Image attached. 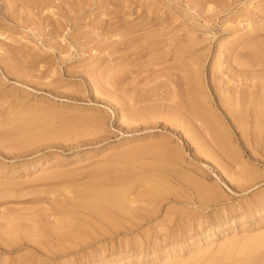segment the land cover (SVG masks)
Segmentation results:
<instances>
[{"label": "rangeland", "instance_id": "1", "mask_svg": "<svg viewBox=\"0 0 264 264\" xmlns=\"http://www.w3.org/2000/svg\"><path fill=\"white\" fill-rule=\"evenodd\" d=\"M0 33V264H264V130L213 84L264 89V0H0ZM120 184L126 215L85 207Z\"/></svg>", "mask_w": 264, "mask_h": 264}, {"label": "bare ground", "instance_id": "2", "mask_svg": "<svg viewBox=\"0 0 264 264\" xmlns=\"http://www.w3.org/2000/svg\"><path fill=\"white\" fill-rule=\"evenodd\" d=\"M23 2V0H4V2L8 5V6H10V5H12V4H15V3H19V2ZM2 33V32H1ZM1 33H0V35H1ZM3 34V33H2ZM5 34V33H4ZM254 46H256V45H254ZM262 46H264V45H262ZM261 47V46H260ZM260 47L258 46V49H260ZM250 48V47H249ZM252 48V47H251ZM257 48V47H256ZM263 49V50H262ZM262 49H260V50H257V49H255L256 51H252V49H251V51H252V53L250 54V53H244L243 55H245V59H246V57H247V62L246 63H248V57H250V55H251V59H250V61H252V64H250V63H248L247 65L248 66H250L251 68H252V66H254L253 65V63L255 62V63H257V65H263L264 66V48L262 47ZM248 51H250V49L248 50ZM247 55V56H246ZM249 55V56H248ZM249 61V62H250ZM198 64V63H197ZM243 64V63H242ZM199 65V64H198ZM246 65V64H245ZM245 65H244V67L243 68H245ZM219 66H220V64H219ZM223 66V65H222ZM240 66H241V64H240ZM247 66V67H248ZM256 66V65H255ZM199 67V66H198ZM202 67V66H201ZM200 68V67H199ZM196 70H194V72L195 73H197L198 75H200V70L199 69H197V66H196V68H195ZM197 70H199V71H197ZM197 71V72H196ZM193 72V75H196L195 73ZM202 74V73H201ZM223 75V74H222ZM201 76V75H200ZM224 76V75H223ZM223 76H222V78H223ZM196 78H197V75L195 76ZM194 76H193V79H194V81L196 82V80L198 79V81H199V78H195ZM239 77H241V75H239ZM239 79V78H238ZM191 80V79H190ZM213 80H215L214 78L212 79V81ZM218 80V79H217ZM219 80H220V83H219ZM218 81H214L213 82V84H214V86H217L216 87V91H215V93H216V95H217V97H218V102H219V104L221 105V107L225 110V112H226V114L229 116V118L232 120V122H233V124L236 126V128L238 129V130H240L241 131V134H242V136H244V137H246V136H248L249 134H250V130L252 129L253 130V132H255L256 134H258V132L259 131H262V130H264V89H261L260 88V90H259V88L257 87V89L258 90H256L255 88H256V84L255 85H253L254 83H252L251 85H253L252 87H250L249 89L247 88H244L243 87V84L244 83H242V84H237V86H236V88H235V86L234 87H232V85H233V83H232V80H234V79H232V80H230V81H228L227 82V85H226V81L228 80V78H223V82L225 83V85H226V87H224L225 85L223 84V83H221L222 82V80L221 79H219ZM226 80V81H225ZM235 80H236V78H235ZM198 81H197V83H198ZM200 81H201V79H200ZM232 83V85H231V87H232V89L231 88H228L227 86H229L230 87V85H229V83ZM243 82V81H242ZM217 83V84H216ZM200 84V83H199ZM199 84H198V86H199ZM204 85V84H203ZM221 85H222V87H221ZM224 85V86H223ZM235 85H236V83H235ZM259 84H257V86H258ZM219 86V87H218ZM250 86V85H249ZM200 87H203V86H201V84H200ZM197 88V87H196ZM199 88V87H198ZM198 90H202L201 88H199ZM197 90V92H196V94H198V92H199V96H200V93H202L201 95H202V97H200V100L202 101V99H203V107L204 108H202L201 110H198L199 112L198 113H200L199 114V116H200V119H203V121L205 122V126L206 127H204V128H202L203 126L201 125L202 123H200V125L202 126H200L203 130H207L208 129V131H209V133H210V136H209V138L206 136V135H208V134H206L205 136L208 138V139H210V137H211V139L209 140V141H211V145L213 146V144L215 145V143L216 144H219L220 145V143L222 144V142H224L225 141V145H227L228 144V146H225V148H223L224 150H226V147H228L229 149H232V150H230V151H233V150H236L235 148H233V146L231 147V145L229 144V142L231 143L232 142V135H231V133L229 132V129H228V127L226 126V124L223 122L224 120H222L221 118H220V116L217 114V112H216V110L213 108V106L211 105V104H209V102H208V98L209 97H204V95L205 96H207L206 94H203L204 93V89L202 90V92H200V91H198ZM214 90V89H213ZM194 91H196V90H194ZM202 98V99H201ZM206 98H207V100H206ZM199 100V101H200ZM202 103V102H201ZM201 106V105H200ZM215 106H217V105H215ZM222 109V110H223ZM223 110V111H224ZM219 113V112H218ZM225 114V113H224ZM197 117V116H196ZM225 119V118H224ZM198 120V119H197ZM204 124V123H203ZM201 128H200V130H201ZM207 128V129H206ZM236 129V130H237ZM203 130H201V132L203 131ZM237 130V131H238ZM208 131H206V133H208ZM240 133V132H239ZM260 133V132H259ZM205 134V133H204ZM188 135H190V134H188ZM187 135V137H189ZM241 136V135H240ZM244 137H242V138H244ZM256 138V137H255ZM206 139V138H205ZM194 140V139H193ZM207 140V139H206ZM205 140V141H206ZM241 140V139H240ZM243 140V139H242ZM244 140H246V139H244ZM208 141V140H207ZM247 141V140H246ZM246 141H244V143H248V142H246ZM256 141V140H255ZM196 142V141H195ZM212 142H214V143H212ZM228 142V143H227ZM200 143V142H199ZM205 143H207V142H205ZM204 144V143H203ZM205 145H207V144H205ZM223 145V144H222ZM229 145H230V147H229ZM198 146H199V144H198ZM211 146V147H212ZM216 146V145H215ZM224 146V145H223ZM204 147L205 146H203V147H201V150L202 149H204ZM207 147H208V145H207ZM207 147H205V148H207ZM218 147V146H217ZM219 148V147H218ZM221 148V147H220ZM250 148V147H249ZM200 149V148H199ZM208 150L210 149V147H208L207 148ZM213 149H214V147H213ZM197 150V149H196ZM203 152H204V150H202ZM202 151H200V152H202ZM211 151V150H210ZM210 151L208 152V154L210 153ZM254 151V150H253ZM221 151H219V153H220ZM226 153H229V150H228V152H226ZM236 153V152H235ZM253 152L251 151V153L250 154H252ZM205 154H207V152H206V150H205V153H204V157L206 156V157H209V156H207V155H205ZM221 156H223V153L221 152ZM232 154V155H231ZM229 153V155L230 156H232L233 157V154H234V152H232V153ZM198 155H200V154H198ZM224 155H226V154H224ZM240 154H237V156H239ZM242 155V154H241ZM253 155V154H252ZM254 155H256V154H254ZM201 156V155H200ZM227 156V155H226ZM225 156V157H226ZM205 157V158H206ZM243 157V156H242ZM241 156H240V158L238 159V160H241V159H243ZM228 158V157H227ZM238 158V157H237ZM236 158V159H237ZM201 159V158H200ZM204 159V158H203ZM208 159V158H207ZM206 159V160H207ZM211 159H212V157H211ZM255 161H257L256 159H255ZM254 168V167H253ZM258 170V169H257ZM245 171L247 172V174L249 175V176H252V174H250L251 173V170H250V168H249V171H250V173H249V171H248V169H245ZM254 170L252 169V172H253ZM246 172H245V174H246ZM256 169H255V171H254V173L253 174H255L256 175ZM247 175V176H248ZM122 177L124 176V175H121ZM115 178H117V177H115ZM118 178H120V177H118ZM121 180V179H120ZM122 184V183H121ZM120 184V185H121ZM126 183H124L123 182V186H126L125 185ZM123 186L121 185V186H119V189H116V190H98V189H96V190H94V191H92V192H90V197H91V200L90 201H88V203L86 204V208H88V209H91V210H95V211H99L102 207H113V208H120V209H122L123 210V212L121 213V212H119V214H123V215H126L125 213H127V212H129L128 210V199L126 198V194H125V189L123 188ZM154 193H156V192H154ZM153 193V194H154ZM215 194H216V191H215ZM217 194H218V191H217ZM216 194V195H217ZM126 208H127V211H126ZM126 212H125V211ZM62 228L63 229H66L67 227L66 226H62ZM67 231H68V228H67ZM263 234V233H262ZM262 234H260L261 236H263ZM256 237V236H255ZM255 237H254V239H255ZM259 237V238H258ZM246 238V237H245ZM249 238V237H248ZM250 239H252L251 241H250ZM248 241L250 242V243H248V241H247V243L246 244H244L245 245V247H244V249L247 251V250H251L250 252H254V251H258L257 250V247H259V248H261V246L263 245L264 246V236L263 237H260L259 235L257 236V240L255 239V240H253V238H250ZM233 240V239H232ZM238 240V239H237ZM234 241L235 240H233L232 242H230V243H234ZM238 242V241H237ZM241 245V244H240ZM209 246V245H208ZM262 246V247H263ZM254 247V248H253ZM255 247H256V249H255ZM208 248H210V247H208ZM252 248L253 249H255V250H252ZM244 249H242L243 250V252H244ZM206 250V249H205ZM204 250V251H205ZM260 250V249H259ZM204 251H202L201 253H203ZM244 252V253H248V255H249V251H247V252ZM206 253V252H205ZM245 254V255H246ZM255 254V253H254ZM258 254V253H257ZM256 254V255H257ZM259 254H261V253H259ZM258 257V256H257ZM215 260V259H214ZM217 261H218V259H216ZM214 263H216L215 261H214Z\"/></svg>", "mask_w": 264, "mask_h": 264}]
</instances>
